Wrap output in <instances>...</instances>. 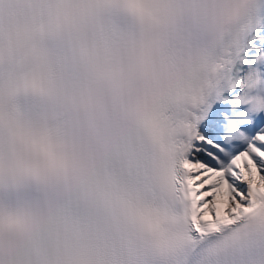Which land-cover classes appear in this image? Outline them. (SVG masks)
<instances>
[{
  "label": "snow or ice",
  "instance_id": "snow-or-ice-1",
  "mask_svg": "<svg viewBox=\"0 0 264 264\" xmlns=\"http://www.w3.org/2000/svg\"><path fill=\"white\" fill-rule=\"evenodd\" d=\"M210 10L0 0V264H264V0L199 108L131 145L103 118Z\"/></svg>",
  "mask_w": 264,
  "mask_h": 264
}]
</instances>
